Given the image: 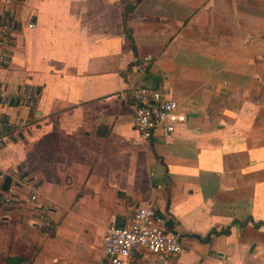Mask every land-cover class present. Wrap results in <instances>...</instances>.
<instances>
[{
	"label": "crops",
	"instance_id": "obj_1",
	"mask_svg": "<svg viewBox=\"0 0 264 264\" xmlns=\"http://www.w3.org/2000/svg\"><path fill=\"white\" fill-rule=\"evenodd\" d=\"M0 21V176L27 182L0 209V264H100L143 206L173 221L179 264H264V0H0ZM132 85L186 122L136 144Z\"/></svg>",
	"mask_w": 264,
	"mask_h": 264
},
{
	"label": "built area",
	"instance_id": "obj_2",
	"mask_svg": "<svg viewBox=\"0 0 264 264\" xmlns=\"http://www.w3.org/2000/svg\"><path fill=\"white\" fill-rule=\"evenodd\" d=\"M35 22L30 19L28 29L35 28ZM16 26L11 22L0 21V66L9 58L8 48ZM153 58L145 56L136 59L133 67L139 75H143L152 64ZM129 99L134 104L133 128L139 135L136 144L148 143L155 135L164 140L169 139L177 127L187 120V113L179 107L176 100L167 97L159 91L146 87L132 85L129 89ZM0 92V102L7 101ZM0 136V146L5 142ZM3 181L9 178L6 191L0 192V209L14 204L19 193L27 187L26 180L17 171L1 175ZM30 201L37 199V189L30 187ZM46 207L40 210L41 216L47 212ZM166 219L149 206L136 210L131 220L124 227L109 226L103 234L101 249L103 260L100 264H130L140 252L153 257L159 264H179L177 259L182 253V245L177 236L166 231Z\"/></svg>",
	"mask_w": 264,
	"mask_h": 264
},
{
	"label": "water",
	"instance_id": "obj_3",
	"mask_svg": "<svg viewBox=\"0 0 264 264\" xmlns=\"http://www.w3.org/2000/svg\"><path fill=\"white\" fill-rule=\"evenodd\" d=\"M11 128L12 127L8 126V125H1V127H0L2 132H6V131L10 130ZM9 183H10L9 178H6L3 181V184H2V187H1L3 191H6L8 189ZM164 227L170 234H172L174 236H177V233L172 230V227H173V221L172 220H170V219L166 220L165 223H164Z\"/></svg>",
	"mask_w": 264,
	"mask_h": 264
},
{
	"label": "trees",
	"instance_id": "obj_4",
	"mask_svg": "<svg viewBox=\"0 0 264 264\" xmlns=\"http://www.w3.org/2000/svg\"><path fill=\"white\" fill-rule=\"evenodd\" d=\"M125 11H126L125 13H127V11H128V7H127V9H126ZM14 261H17V263H20L21 260H20V259H16V260H14ZM9 262H10V259L7 260V263H9Z\"/></svg>",
	"mask_w": 264,
	"mask_h": 264
}]
</instances>
